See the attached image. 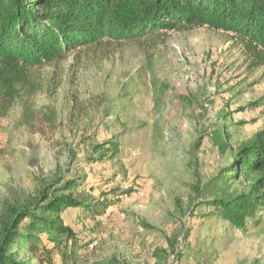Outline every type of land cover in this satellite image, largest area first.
Here are the masks:
<instances>
[{"label":"rangeland","instance_id":"rangeland-1","mask_svg":"<svg viewBox=\"0 0 264 264\" xmlns=\"http://www.w3.org/2000/svg\"><path fill=\"white\" fill-rule=\"evenodd\" d=\"M116 45L105 60L70 55L34 69L35 85L10 103L0 119V215L5 201L76 178L75 199L108 206L63 212L89 243L74 264H176L168 253L177 246L179 264H264V212L237 230L213 215L205 187L229 158L210 134L225 127L234 150L264 127V68L207 27ZM109 141L118 153L101 156ZM51 256L72 264L59 249Z\"/></svg>","mask_w":264,"mask_h":264},{"label":"trees","instance_id":"trees-1","mask_svg":"<svg viewBox=\"0 0 264 264\" xmlns=\"http://www.w3.org/2000/svg\"><path fill=\"white\" fill-rule=\"evenodd\" d=\"M195 27L231 34L249 67L264 68V0H0V119L22 89L35 85L34 69L70 55L105 60L118 43ZM210 141L221 153L228 152L229 158L205 184L210 194L206 204L213 215L245 231L248 222L264 212V127L234 150L223 126L210 134ZM107 143L103 148L110 153L100 151L102 146L95 153L116 155L117 142ZM53 182L57 179L35 194L23 193L15 202H4L0 264H54L51 249L60 250L63 263L83 258L89 243L76 239L73 229L63 223V212L80 208L96 215L108 204L75 199L71 191L82 185L76 178L54 189ZM180 250L177 246L168 253L176 264L182 261ZM94 264L121 263L98 260Z\"/></svg>","mask_w":264,"mask_h":264}]
</instances>
